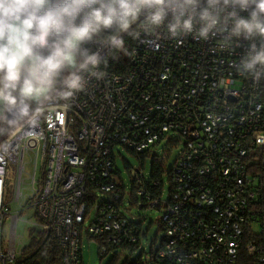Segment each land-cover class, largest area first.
Segmentation results:
<instances>
[{
    "label": "built area",
    "instance_id": "2783aa9c",
    "mask_svg": "<svg viewBox=\"0 0 264 264\" xmlns=\"http://www.w3.org/2000/svg\"><path fill=\"white\" fill-rule=\"evenodd\" d=\"M132 28L121 72L100 65L102 78L88 76L70 100L47 102L35 124L20 118L5 127V114L0 118V264H29L50 238L59 249L51 264H82L84 239L106 257L136 242L129 208L141 204L161 212L163 237L146 257L151 264H237L264 185L262 79L238 71L248 42L223 34L171 38L163 28L144 32L139 22ZM110 52L101 51L103 60ZM122 152L140 167L131 169ZM146 160L160 165L159 179L144 173ZM13 203L33 217L27 224L36 248L29 253V241L16 247ZM246 250L261 253L252 243Z\"/></svg>",
    "mask_w": 264,
    "mask_h": 264
},
{
    "label": "clouds",
    "instance_id": "9594fccd",
    "mask_svg": "<svg viewBox=\"0 0 264 264\" xmlns=\"http://www.w3.org/2000/svg\"><path fill=\"white\" fill-rule=\"evenodd\" d=\"M137 22L171 38L247 41L238 71L264 79V0H0V118L35 124L47 102L102 78L101 51L123 50Z\"/></svg>",
    "mask_w": 264,
    "mask_h": 264
},
{
    "label": "trees",
    "instance_id": "16d2710c",
    "mask_svg": "<svg viewBox=\"0 0 264 264\" xmlns=\"http://www.w3.org/2000/svg\"><path fill=\"white\" fill-rule=\"evenodd\" d=\"M132 32L131 35L124 34V49L123 50H111L109 56L107 59L104 60V62L101 64V68L103 70L109 71V72H121L127 65L126 55L128 51L130 50L132 44H133V38H134V29L132 28L130 30ZM261 96L264 97V79H262L261 84ZM7 124V121L4 119L3 126ZM7 130L3 129L2 133H5ZM150 173L151 175L159 179L160 177V165L156 164L152 161L150 164ZM158 192L153 195H157ZM258 200L254 204L256 215H257V221L253 224L249 225L244 233L242 247L240 249V252L238 254L237 264H264V262H260V259H264V185H262L261 189L258 192ZM140 209H146L143 204L136 206ZM135 208V207H134ZM160 211L159 209H157ZM161 217V216H160ZM133 218L132 220H130ZM130 223L129 228L131 229L132 233L136 236V242L134 244L129 243H123L121 245H116L113 247V251L109 253V255L112 256L110 264H115L118 262L119 258L122 255H132L134 254L138 249L141 242V238H145V233L142 232V223L140 220L133 217L130 213V216L128 217ZM257 225L258 231L255 232V228H253V225ZM159 230L162 232V236L160 240L163 237V224L161 223V220L159 219ZM30 245H28L25 249L27 253L31 252L36 248L35 242L29 241ZM160 243V241H159ZM252 243L257 248L260 249L261 253H255L254 255H249L246 246L248 244ZM159 246V244H158ZM153 250H151L152 252ZM150 252V254H151ZM149 254V255H150ZM59 259V249L55 241H53L51 238L48 239L40 248H38L33 255V257L28 262L29 264H39V263H47L51 264L54 262H57ZM124 264H151L150 261L145 260V263L142 262V257L139 260H136L134 262H128L125 261ZM163 264V263H161Z\"/></svg>",
    "mask_w": 264,
    "mask_h": 264
},
{
    "label": "rangeland",
    "instance_id": "374dc122",
    "mask_svg": "<svg viewBox=\"0 0 264 264\" xmlns=\"http://www.w3.org/2000/svg\"><path fill=\"white\" fill-rule=\"evenodd\" d=\"M178 150H173L170 153L169 159L166 163V169L169 170L176 158ZM160 155L159 153H157ZM122 158L125 163L129 165L131 169H138L140 167V162L129 155L128 153H121ZM25 161L27 162V157H25ZM117 168L122 174V178L125 181V184L128 185V175L127 170L125 168L124 162L117 160ZM27 173L29 172V168H26ZM150 169V161L146 160L144 163V173H148ZM27 179V175H24V180ZM165 197V196H164ZM9 214H19V221L16 226V232L19 236L16 241V247L19 248L24 244H27L29 241V229L27 223H32L33 217L31 216L30 209H26L25 211H21L16 203L9 205ZM130 213L133 217L140 220L142 223V232L145 233V238H141V242L139 245V249L132 255H122L118 262L115 264H124L125 261L134 262L139 260L142 257V262L145 263L146 257L150 254L151 250H155L158 247L160 238L162 236V232L159 230V219L161 216V212L157 209H140L138 207H130ZM255 228V232L258 231L257 225H253ZM1 240H2V248L5 251L8 243H9V223L8 221H4L1 230ZM112 256L107 255L106 257L100 258L97 252V243L94 241H87L86 239L82 242V264H110Z\"/></svg>",
    "mask_w": 264,
    "mask_h": 264
},
{
    "label": "water",
    "instance_id": "95a60500",
    "mask_svg": "<svg viewBox=\"0 0 264 264\" xmlns=\"http://www.w3.org/2000/svg\"><path fill=\"white\" fill-rule=\"evenodd\" d=\"M18 119H20V117L17 113L15 112L6 113L5 120L7 121V125L5 127H8L9 125L14 124Z\"/></svg>",
    "mask_w": 264,
    "mask_h": 264
}]
</instances>
